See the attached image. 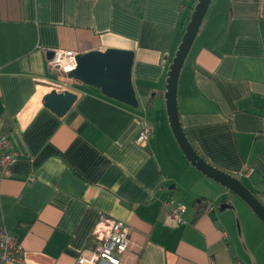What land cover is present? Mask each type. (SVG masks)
I'll return each instance as SVG.
<instances>
[{
	"label": "crops",
	"instance_id": "0c3cea01",
	"mask_svg": "<svg viewBox=\"0 0 264 264\" xmlns=\"http://www.w3.org/2000/svg\"><path fill=\"white\" fill-rule=\"evenodd\" d=\"M196 1L0 0V134L18 152L0 179V225L23 246L16 264H74L101 216L129 229L121 264H264V224L191 165L169 125L167 72ZM108 47L134 51L136 107L48 66L56 48ZM52 89L77 95L62 116L40 101ZM177 106L198 153L264 203V0L210 1ZM168 200L186 206L182 221Z\"/></svg>",
	"mask_w": 264,
	"mask_h": 264
},
{
	"label": "water",
	"instance_id": "95a60500",
	"mask_svg": "<svg viewBox=\"0 0 264 264\" xmlns=\"http://www.w3.org/2000/svg\"><path fill=\"white\" fill-rule=\"evenodd\" d=\"M211 0H197L185 25L181 41L169 65L164 92L166 113L173 136L187 160L207 177L219 182L241 198L264 224V203L241 180L207 162L187 138L178 113L177 86L180 70L200 28ZM53 51L47 57L51 58ZM134 51L116 47L93 49L76 54V66L67 75L74 80L99 88L120 102L136 107L138 100L132 83ZM58 74L56 69H53ZM77 95L69 90L51 91L41 97V103L58 116L65 114Z\"/></svg>",
	"mask_w": 264,
	"mask_h": 264
},
{
	"label": "built area",
	"instance_id": "2783aa9c",
	"mask_svg": "<svg viewBox=\"0 0 264 264\" xmlns=\"http://www.w3.org/2000/svg\"><path fill=\"white\" fill-rule=\"evenodd\" d=\"M72 49L56 48L53 55L48 59V66L56 69L58 74L69 78L67 73L76 66V54ZM153 133L149 125H145L137 136V142L145 143ZM264 136V132H263ZM18 155L11 139L6 134H0V179L11 176L12 165ZM165 205L168 207V215L175 222L182 221V215L186 206L182 202L168 200ZM214 208L212 202H207L205 210ZM92 245L80 250L74 264H121L124 253L130 246L129 229L123 221L110 216H101L95 223L92 233ZM0 259L5 264H16L23 260V246L15 234L9 232L0 225ZM209 264H214L212 258ZM235 264H244L236 261Z\"/></svg>",
	"mask_w": 264,
	"mask_h": 264
},
{
	"label": "trees",
	"instance_id": "16d2710c",
	"mask_svg": "<svg viewBox=\"0 0 264 264\" xmlns=\"http://www.w3.org/2000/svg\"><path fill=\"white\" fill-rule=\"evenodd\" d=\"M192 10H193V7H192ZM197 151V150H196ZM198 152V151H197ZM202 156V155H201Z\"/></svg>",
	"mask_w": 264,
	"mask_h": 264
}]
</instances>
